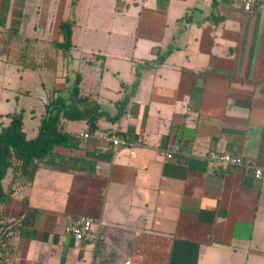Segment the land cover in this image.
<instances>
[{
  "label": "crops",
  "instance_id": "crops-1",
  "mask_svg": "<svg viewBox=\"0 0 264 264\" xmlns=\"http://www.w3.org/2000/svg\"><path fill=\"white\" fill-rule=\"evenodd\" d=\"M5 2L0 0V64L8 65L9 47L22 46L30 51L16 52L15 63L22 65L17 70L43 72L52 70L47 64L53 58L44 48L53 47L60 24L76 20L84 39L88 21L100 22L109 1L8 0L2 24ZM110 4L120 12L132 6L127 0ZM133 4L139 10L138 36L147 40L144 54L136 55V42L131 54H105L104 74L97 73L93 82L85 74L81 83V95L111 117L119 101L131 98L118 121L104 117L94 131L87 121L63 119L61 131L73 144L56 146L39 164L34 182L18 186L0 205V214L23 221L11 264H264V176L221 171L208 160L212 150L231 152L264 169V4L251 12L228 0H217L216 6L213 0ZM75 30L76 25L73 39ZM43 52L45 67L24 63ZM112 59L126 61L128 77L110 67ZM48 77L53 90L40 82L47 93L40 114L22 107L37 121L26 134L30 140L38 135L49 98L70 89L63 73ZM107 77L119 85L116 97L105 86ZM23 88L19 107L32 95ZM110 133L141 136L144 145L134 155L117 151L104 140ZM176 143L180 151L168 159ZM10 181L5 180L6 189ZM68 216L92 219L93 240L67 236Z\"/></svg>",
  "mask_w": 264,
  "mask_h": 264
},
{
  "label": "rangeland",
  "instance_id": "rangeland-1",
  "mask_svg": "<svg viewBox=\"0 0 264 264\" xmlns=\"http://www.w3.org/2000/svg\"><path fill=\"white\" fill-rule=\"evenodd\" d=\"M108 1L109 2L105 4L102 9L105 14L102 15L101 21L99 22L97 19L88 21V33L87 36H84V39L81 38L82 30L80 29L79 22L77 24V21H74V27L76 25V30L71 50L73 57L72 61L69 59H61V56L63 55L62 50L57 46L58 43L62 41V36L59 31V35H57L56 39H53L54 41H52L53 47L49 46L46 49L44 48V50L50 51L49 57L51 59L53 58V65L41 62V59L46 58L45 52L36 56L34 54L32 55L33 57L26 59L24 62L29 64L35 63L34 65L38 64L40 68L45 67L47 64L48 66H52L51 71H18L17 69L21 68L22 65L19 66L18 63H15L18 58L20 59V57L16 58V52L20 50L23 51V53H26L28 50L30 51V49L22 46L8 48L7 54H5L4 57V61L8 62V65L0 64V123L8 126L10 124L9 116H11V114H21L23 121H25V132L27 135H30L33 131V127H31V125H36L37 121L33 120L30 115L31 111H23L22 107L25 106L26 109H28V107L32 106L33 108H37L38 114H40L39 108L41 107V100L47 98V93H43L39 84L41 81H44L47 85V90H53V83L51 82L52 79L48 77L49 74L51 75V73H55L58 75L59 73H63V76L67 79L68 86L70 85L68 93L66 95L64 93L65 98H70L71 88H73L75 79L77 75H79L81 77L79 86L80 96L84 97L81 95V83L83 77L85 74L89 73L88 80L89 82H93L96 80L97 73H99V75H103L105 71L106 55L112 57L118 55L124 56L129 53L131 54L135 42L137 44L136 55L144 54V50L142 48L147 45V40H145L144 36H138L139 34L137 33L136 25L139 19V10L137 6L133 4V1L138 0H127L132 4V6L129 10L124 12L113 9V5L110 4L112 0ZM115 14H117V16L116 19L113 20L112 16ZM107 27L113 29L114 34L108 35L107 31H105ZM96 28H99V30L97 31ZM53 33L54 30L52 31V35ZM50 38H52V36H50ZM113 60L114 59L110 61V67L113 66L119 68V71L122 72L123 76L128 77L129 65L126 61L116 63ZM22 61L24 60L21 57V63ZM104 83L105 86L114 90L109 92L111 97H116L117 93L115 90L119 86L117 81L111 77H107ZM23 87H28L31 90L32 95L30 98L23 99L21 102L22 106L19 107L17 105V94L20 88L22 90L24 89ZM86 97L89 99L88 96ZM1 128L2 125H0V131ZM12 262L8 261L6 264H11Z\"/></svg>",
  "mask_w": 264,
  "mask_h": 264
},
{
  "label": "trees",
  "instance_id": "trees-1",
  "mask_svg": "<svg viewBox=\"0 0 264 264\" xmlns=\"http://www.w3.org/2000/svg\"><path fill=\"white\" fill-rule=\"evenodd\" d=\"M216 1L213 4L216 6ZM8 0L5 2L3 21L6 18ZM74 20L63 21L60 24L62 41L58 47L63 52L64 59L73 60L71 50L73 47ZM167 54L160 55L158 62L162 63ZM140 74H137L136 82L131 86L133 94L138 88ZM81 77L77 75L74 86L71 88L70 98L64 97V91L56 90L43 114L41 126L35 139H28L23 129V117L15 113L10 117L11 122L0 131V205L9 200L18 186L32 184L37 175L39 164L53 155L56 146L72 145L74 138L61 131L63 119L69 121H87L90 130L97 129V121L106 118L110 122L118 121L124 107L129 102L131 95H126L117 103L118 112L111 117L103 111L100 104L91 101L87 97L80 96ZM124 89L128 86L122 83ZM11 179L7 189L5 180ZM23 221L10 220L0 214V264L12 262L15 253V239L21 232Z\"/></svg>",
  "mask_w": 264,
  "mask_h": 264
},
{
  "label": "built area",
  "instance_id": "built-area-1",
  "mask_svg": "<svg viewBox=\"0 0 264 264\" xmlns=\"http://www.w3.org/2000/svg\"><path fill=\"white\" fill-rule=\"evenodd\" d=\"M234 5H240L245 12H251L256 5L264 4V0H228ZM87 137V136H86ZM105 142L111 144L117 151L129 150L131 155L136 153V150L144 145V139L140 136L136 139L131 137H123L117 134H106ZM180 151V145L174 144L167 151L166 157L173 159L175 153ZM208 160L213 163L216 168L221 171H229L230 169L250 170L253 171L256 178L264 176V169L257 167L256 163L245 157L231 153L212 150L208 154ZM93 225L92 219L85 217L68 216L65 227V234L75 241L93 240ZM95 239V238H94Z\"/></svg>",
  "mask_w": 264,
  "mask_h": 264
}]
</instances>
